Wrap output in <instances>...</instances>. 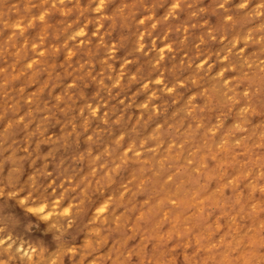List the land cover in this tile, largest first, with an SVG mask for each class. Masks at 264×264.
I'll return each mask as SVG.
<instances>
[{
  "label": "clouds",
  "instance_id": "1",
  "mask_svg": "<svg viewBox=\"0 0 264 264\" xmlns=\"http://www.w3.org/2000/svg\"><path fill=\"white\" fill-rule=\"evenodd\" d=\"M0 264H264V0H0Z\"/></svg>",
  "mask_w": 264,
  "mask_h": 264
}]
</instances>
